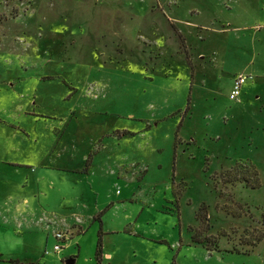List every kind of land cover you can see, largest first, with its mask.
Instances as JSON below:
<instances>
[{
    "label": "rangeland",
    "instance_id": "374dc122",
    "mask_svg": "<svg viewBox=\"0 0 264 264\" xmlns=\"http://www.w3.org/2000/svg\"><path fill=\"white\" fill-rule=\"evenodd\" d=\"M17 202L23 261L264 264V0H0V252Z\"/></svg>",
    "mask_w": 264,
    "mask_h": 264
},
{
    "label": "crops",
    "instance_id": "0c3cea01",
    "mask_svg": "<svg viewBox=\"0 0 264 264\" xmlns=\"http://www.w3.org/2000/svg\"><path fill=\"white\" fill-rule=\"evenodd\" d=\"M12 198V197H9ZM24 203H28L27 198L23 199V204ZM22 206V203H18L17 204H5L4 209H2V211H5L6 214L8 215V225L9 227H6L7 229H3L2 232H4L6 234V240L7 243L9 244V246H12L11 248H5L0 252V263L2 264H11L9 262V260H17L19 262V264H28V263H34L33 258L35 257H29V261H23V259L20 258V248L21 246L24 247V245L26 244V238H25V234H24V230L22 229H18L19 227L22 228L24 226V224L22 223V221L20 222V213L23 211V209H20ZM7 207V208H6ZM24 208V206H23ZM35 215V214H34ZM33 215V216H34ZM40 223V221H39ZM17 224V225H16ZM45 228L47 229V231L50 233V223L46 222L45 224ZM81 228L80 225L76 224V227L73 226V224H69V226L65 227L64 229H67L68 233L70 234V236L68 237V239H72L74 236V232H72V230L74 231L75 229H79ZM29 229V228H27ZM61 229H58V231H60ZM55 231L52 232V236L53 233ZM82 232V230H81ZM48 236H46V240H47ZM68 245V244H67ZM66 245V246H67ZM70 247V246H69ZM1 250V249H0ZM62 252V251H61ZM61 252L58 253L59 256H61ZM103 255L107 258L111 257L110 253H103ZM103 258V257H102ZM60 259H62V257H60ZM25 260V259H24ZM68 260H74L73 258H68V259H64V263L65 264ZM97 262V261H96ZM34 264H41V261H37ZM42 264H45L42 262ZM98 264V263H96Z\"/></svg>",
    "mask_w": 264,
    "mask_h": 264
},
{
    "label": "built area",
    "instance_id": "2783aa9c",
    "mask_svg": "<svg viewBox=\"0 0 264 264\" xmlns=\"http://www.w3.org/2000/svg\"><path fill=\"white\" fill-rule=\"evenodd\" d=\"M251 78V75L243 73L235 76L232 80L231 95L237 98L241 93L242 85ZM69 236L70 234L67 231H55L53 233V238L57 241V243L53 244V252L59 253L64 247L63 243L68 240ZM47 253L48 251L46 250L45 254Z\"/></svg>",
    "mask_w": 264,
    "mask_h": 264
},
{
    "label": "trees",
    "instance_id": "16d2710c",
    "mask_svg": "<svg viewBox=\"0 0 264 264\" xmlns=\"http://www.w3.org/2000/svg\"><path fill=\"white\" fill-rule=\"evenodd\" d=\"M188 107L186 108L185 111H187ZM95 259L97 261L98 264H102L101 263V238L99 236L98 241H97V245H96V250H95ZM9 262L11 264H19V262L17 260H9ZM28 264H34V263H28Z\"/></svg>",
    "mask_w": 264,
    "mask_h": 264
},
{
    "label": "water",
    "instance_id": "95a60500",
    "mask_svg": "<svg viewBox=\"0 0 264 264\" xmlns=\"http://www.w3.org/2000/svg\"><path fill=\"white\" fill-rule=\"evenodd\" d=\"M65 264H74V260H68Z\"/></svg>",
    "mask_w": 264,
    "mask_h": 264
}]
</instances>
